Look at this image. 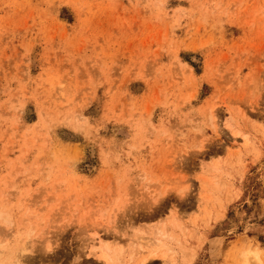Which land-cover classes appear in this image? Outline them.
I'll return each mask as SVG.
<instances>
[{
	"label": "rangeland",
	"instance_id": "1",
	"mask_svg": "<svg viewBox=\"0 0 264 264\" xmlns=\"http://www.w3.org/2000/svg\"><path fill=\"white\" fill-rule=\"evenodd\" d=\"M262 87L264 0H0V264L264 250Z\"/></svg>",
	"mask_w": 264,
	"mask_h": 264
},
{
	"label": "snow or ice",
	"instance_id": "2",
	"mask_svg": "<svg viewBox=\"0 0 264 264\" xmlns=\"http://www.w3.org/2000/svg\"><path fill=\"white\" fill-rule=\"evenodd\" d=\"M170 55L172 57H177L179 55V52L177 49L174 48L171 51ZM153 71H155V69H153ZM195 82L197 85L200 83L199 79H197ZM260 92H261V100H264V87L260 89ZM252 103L254 105L256 103V100L252 99ZM203 123L205 129L197 135L196 144L191 149V151L193 152L204 151L206 147L210 146L212 139L219 133L220 127H223L225 129L230 127V124L228 122L218 121L217 114L211 108H206L204 110ZM209 132L212 133L211 136H209ZM188 191L189 189L187 186V182L185 181L183 183H178L174 186L167 185L165 187H162L160 188L159 192L154 195H156V201H158L161 197L172 196L176 198L177 202H179V200L183 199L187 195ZM156 201H154V203ZM0 227L10 228L11 226L5 222L4 224H0ZM150 255L153 254H146L144 259L141 261V264H148Z\"/></svg>",
	"mask_w": 264,
	"mask_h": 264
},
{
	"label": "bare ground",
	"instance_id": "3",
	"mask_svg": "<svg viewBox=\"0 0 264 264\" xmlns=\"http://www.w3.org/2000/svg\"><path fill=\"white\" fill-rule=\"evenodd\" d=\"M159 241V240H158ZM158 241H156L155 242V244L157 243H159V245H157L156 244V247L158 248V249H160V248H162L163 247V243L161 242L160 243V241L158 242ZM165 246V245H164ZM156 247H155V251L157 250L156 249ZM104 248V250L103 251H101V256H99L100 257V260L103 262V263H107V261L109 260V258H108V254H107V251H106V249H108L107 248V245L106 246H104L103 247ZM24 250V249H23ZM109 250H111L110 248H109ZM108 253H109V251H108ZM166 253V252H165ZM264 254V250L263 249H261V248H258V247H255V248H253V249H247L246 250V252L243 254V253H241V256L243 255H245L242 259L243 260H241L242 261V264H248V262H249V257L250 258H253L255 261H260V259H261V256ZM24 256V255H23ZM23 256L21 255V257H20V259L22 258L23 259ZM110 256V255H109ZM152 256H155V254L153 253V255H150V257H152ZM161 256H167V255H165V254H163L162 253V255ZM240 256V257H241ZM247 256H249V257H247ZM144 259V258H143ZM142 259V260H143ZM150 259V258H149ZM22 261V260H21ZM17 262H18V264H22V262H20L18 259H16V261L14 262V264H17ZM33 262H36V261H33ZM141 264V263H140Z\"/></svg>",
	"mask_w": 264,
	"mask_h": 264
}]
</instances>
